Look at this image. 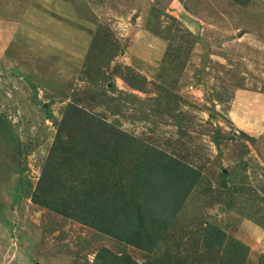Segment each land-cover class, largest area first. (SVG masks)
Wrapping results in <instances>:
<instances>
[{
	"label": "rangeland",
	"instance_id": "374dc122",
	"mask_svg": "<svg viewBox=\"0 0 264 264\" xmlns=\"http://www.w3.org/2000/svg\"><path fill=\"white\" fill-rule=\"evenodd\" d=\"M174 160L198 181L153 254L86 225L93 194ZM104 248L264 264V0H0V264Z\"/></svg>",
	"mask_w": 264,
	"mask_h": 264
},
{
	"label": "trees",
	"instance_id": "16d2710c",
	"mask_svg": "<svg viewBox=\"0 0 264 264\" xmlns=\"http://www.w3.org/2000/svg\"><path fill=\"white\" fill-rule=\"evenodd\" d=\"M162 165L165 166L157 164L136 172L129 195L118 192L114 194V198L93 202L102 195L106 196L101 189V194H93V204L85 211L91 216V221L86 225L105 236L153 254L164 232L173 223L184 199L198 181L195 171L176 160ZM50 175L45 170L41 182L46 176L52 179ZM180 181H188V185L180 184ZM37 195L36 191L34 197L41 202ZM59 211L55 208V212ZM62 214L71 216L66 211H62ZM224 240L225 234L218 230L206 232V247L209 249L214 245H223ZM122 259L129 263L131 261L128 257H117L104 248L98 254L95 264H119Z\"/></svg>",
	"mask_w": 264,
	"mask_h": 264
}]
</instances>
